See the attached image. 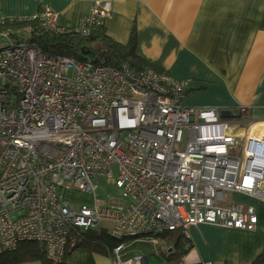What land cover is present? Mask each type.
Instances as JSON below:
<instances>
[{
  "label": "built area",
  "instance_id": "1",
  "mask_svg": "<svg viewBox=\"0 0 264 264\" xmlns=\"http://www.w3.org/2000/svg\"><path fill=\"white\" fill-rule=\"evenodd\" d=\"M110 16V4L95 0L76 29L59 26L48 6L28 19L0 17V255L37 242L62 264L72 230L104 225L111 262L133 264L132 240L156 245L163 233L187 237L200 224L256 228L252 205L226 203L234 194L264 202V132L241 113L223 119L185 106L188 82L165 72L46 56L20 39L42 30L88 37ZM25 21L36 27L8 26ZM114 177L122 197L99 199L95 180ZM65 191L92 194L94 204L75 208Z\"/></svg>",
  "mask_w": 264,
  "mask_h": 264
},
{
  "label": "crops",
  "instance_id": "2",
  "mask_svg": "<svg viewBox=\"0 0 264 264\" xmlns=\"http://www.w3.org/2000/svg\"><path fill=\"white\" fill-rule=\"evenodd\" d=\"M95 0H0V17L28 19L44 6L59 13V26L76 29ZM111 16L102 31L125 44L134 28L136 53L157 71L188 82L183 104L241 115L254 133L264 130V0H100ZM243 111V112H241ZM258 217L253 231L212 224L187 227L191 249L181 264H251L264 248V202L241 194ZM139 246V250L135 249ZM168 245L136 242L129 257L143 264ZM151 250L155 255H150ZM24 264H39L27 262ZM62 264H113L108 254L75 247Z\"/></svg>",
  "mask_w": 264,
  "mask_h": 264
},
{
  "label": "trees",
  "instance_id": "3",
  "mask_svg": "<svg viewBox=\"0 0 264 264\" xmlns=\"http://www.w3.org/2000/svg\"><path fill=\"white\" fill-rule=\"evenodd\" d=\"M8 26L14 31L36 27L35 23L30 21L9 24ZM102 26L88 37L74 33L54 34L51 31L42 30L37 36L33 32H22L20 39L33 44L46 56L74 58L79 62L104 64L116 69H121L123 65H127L136 72L156 69L137 56V37L134 28L130 32L128 41L125 44H119L104 35ZM27 34L30 37L25 40L24 36ZM85 52L88 54L84 55ZM158 238L159 241L172 248L170 252L162 254L163 264H181L184 256L191 249V244L180 230L163 233ZM113 243L114 239L104 230L84 232L74 229L68 237L66 252L79 247L95 253L108 254V249ZM27 262L52 264L46 258L44 246L37 242L20 243L14 251L0 255V264H24ZM251 264H264V248Z\"/></svg>",
  "mask_w": 264,
  "mask_h": 264
},
{
  "label": "rangeland",
  "instance_id": "4",
  "mask_svg": "<svg viewBox=\"0 0 264 264\" xmlns=\"http://www.w3.org/2000/svg\"><path fill=\"white\" fill-rule=\"evenodd\" d=\"M30 37V35H25L24 38L25 40H28ZM28 42V41H26ZM29 43V42H28ZM4 42L3 40H0V46L3 45ZM240 131H243L244 134H246V128H247V124L243 125V126H238ZM242 146H236V147H232V149L230 150V153L232 156L238 157L240 156V150H241ZM113 174L117 175V169L116 167H113ZM115 177L113 179L110 180H105V179H96L95 182L98 185V190H97V196L99 199L101 200H110L111 197L114 198H121V192L119 190H117L114 185L112 184V182L114 181ZM63 198L65 200L68 201L69 205L74 206L75 208L80 207L81 205H86V206H90L94 204V196L92 194H84V193H80L77 191H65L62 194ZM239 201V197L237 195H231V196H227L226 198V203H232V202H238ZM126 205L130 204V200L129 199H125ZM240 202V201H239ZM111 205L112 206H117L120 205V202L117 200H112L111 201ZM104 228V231L106 234H108L109 229L105 228L104 225H102L101 229ZM136 243L134 240L131 241V244ZM135 249L139 250V246L135 245ZM150 255H155L154 251L151 250ZM148 264H161L159 261V258H155V256H148ZM40 264V263H39Z\"/></svg>",
  "mask_w": 264,
  "mask_h": 264
},
{
  "label": "water",
  "instance_id": "5",
  "mask_svg": "<svg viewBox=\"0 0 264 264\" xmlns=\"http://www.w3.org/2000/svg\"><path fill=\"white\" fill-rule=\"evenodd\" d=\"M83 54H84V55H87L88 52H85V53H83ZM220 116H221V118H223V119H229V118H231V117L233 116V113H232L231 111H228V110H222V111L220 112ZM143 264H146V260H144Z\"/></svg>",
  "mask_w": 264,
  "mask_h": 264
},
{
  "label": "bare ground",
  "instance_id": "6",
  "mask_svg": "<svg viewBox=\"0 0 264 264\" xmlns=\"http://www.w3.org/2000/svg\"><path fill=\"white\" fill-rule=\"evenodd\" d=\"M261 129H262V130H264V126H263V127H261Z\"/></svg>",
  "mask_w": 264,
  "mask_h": 264
}]
</instances>
